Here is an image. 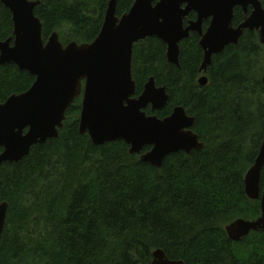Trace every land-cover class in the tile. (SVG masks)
Segmentation results:
<instances>
[{"label":"trees","instance_id":"obj_1","mask_svg":"<svg viewBox=\"0 0 264 264\" xmlns=\"http://www.w3.org/2000/svg\"><path fill=\"white\" fill-rule=\"evenodd\" d=\"M31 1L39 2L34 14L44 43L56 33L65 46L96 39L110 0ZM116 1L117 17L134 3ZM243 18L234 9L233 27ZM195 19L191 13L185 24ZM12 35L11 14L0 2V41ZM199 41L191 33L179 44L178 67L167 62L161 41H140L133 46L131 71L135 97L149 78L166 87L167 106L145 113L163 119L182 107L194 118L192 130L203 149L171 154L157 169L129 154L123 141L94 146L78 130L80 96L57 139L0 169V198L8 204L0 264H151L157 249L184 264H264V233L238 242L225 233L237 219L260 216L259 200L245 195L244 177L264 140V46L257 32L244 31L236 46L212 57L207 85L199 86ZM33 82L14 64L0 67V104Z\"/></svg>","mask_w":264,"mask_h":264},{"label":"water","instance_id":"obj_2","mask_svg":"<svg viewBox=\"0 0 264 264\" xmlns=\"http://www.w3.org/2000/svg\"><path fill=\"white\" fill-rule=\"evenodd\" d=\"M0 2L13 22L12 38L0 41V67L14 64L34 77L29 90L0 104V169L3 164L20 162L32 147L57 139L67 110L80 96L78 130L80 135L87 134L94 146L123 141L129 146V154L138 155L141 162L157 169L171 154L202 150L204 145L192 130L195 120L182 107L174 108L163 119L145 113L148 107L151 111L165 108L169 96L166 87L156 86L149 78L135 97L133 46L154 37L166 46L167 62L178 67L179 44L191 33L197 34L203 51L200 74L206 73L213 56L236 46L244 31L257 32L264 46V7L259 0H134L121 17L116 16L117 1L110 0L96 39L65 46L56 33L44 43L42 24L34 14L38 1ZM236 8L243 11L244 18L233 27ZM191 13L196 19L185 24ZM207 82L204 75L198 79L199 86ZM146 147L149 150L143 152ZM263 166L264 140L244 177L245 195L251 201L259 200L260 216L227 225L225 233L231 241L238 242L250 233H264V189H260ZM7 210L8 204L0 198V238ZM151 264L184 263L169 260L157 249Z\"/></svg>","mask_w":264,"mask_h":264},{"label":"flooded vegetation","instance_id":"obj_3","mask_svg":"<svg viewBox=\"0 0 264 264\" xmlns=\"http://www.w3.org/2000/svg\"><path fill=\"white\" fill-rule=\"evenodd\" d=\"M243 12V11H242ZM251 12V9L250 8H248V14Z\"/></svg>","mask_w":264,"mask_h":264},{"label":"rangeland","instance_id":"obj_4","mask_svg":"<svg viewBox=\"0 0 264 264\" xmlns=\"http://www.w3.org/2000/svg\"><path fill=\"white\" fill-rule=\"evenodd\" d=\"M204 75V74H203Z\"/></svg>","mask_w":264,"mask_h":264}]
</instances>
